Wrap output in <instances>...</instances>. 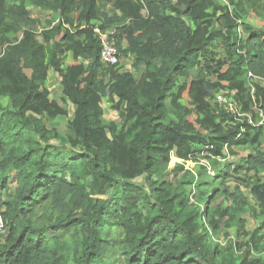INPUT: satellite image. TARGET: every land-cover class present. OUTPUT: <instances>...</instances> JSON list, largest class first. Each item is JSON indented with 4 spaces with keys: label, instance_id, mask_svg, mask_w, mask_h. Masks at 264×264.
Wrapping results in <instances>:
<instances>
[{
    "label": "trees",
    "instance_id": "1",
    "mask_svg": "<svg viewBox=\"0 0 264 264\" xmlns=\"http://www.w3.org/2000/svg\"><path fill=\"white\" fill-rule=\"evenodd\" d=\"M27 1L52 24L36 31ZM227 2L0 0V264H264V236L241 216L256 210L244 189L264 214V121L211 101L230 90L264 119V0ZM93 24L114 28L138 77L102 63ZM51 72L73 105L63 133L46 125L68 114ZM105 97L120 123L103 118ZM200 159L214 173L185 167ZM234 222L245 240L223 245Z\"/></svg>",
    "mask_w": 264,
    "mask_h": 264
},
{
    "label": "rangeland",
    "instance_id": "2",
    "mask_svg": "<svg viewBox=\"0 0 264 264\" xmlns=\"http://www.w3.org/2000/svg\"><path fill=\"white\" fill-rule=\"evenodd\" d=\"M215 1H217L222 6L228 4L227 0H215ZM25 6L30 11L31 16L37 21V25L33 26V28L36 29V31H38V32L40 31V29H42L46 26H49L52 19L55 18V15L52 14V12L47 11V10L42 9V8H39V7H36L28 1L25 2ZM229 7L232 8V6H229ZM107 8L109 9L108 12L110 14H113L115 12L113 9V5L111 3L107 4ZM73 16H74V18H76V14H73ZM242 20L248 24H252L254 27H257V23L253 18L242 16ZM51 24H52V22H51ZM70 60H71V58L68 57L66 59V63ZM133 62H134V60L132 59L131 56L120 55V60H119V63L117 64L116 68L119 71H124V70L132 71L135 74V76L138 77L139 73L141 71L140 70L141 68L139 66L138 67L133 66L132 65ZM59 80H60V78L58 77V75L56 73L51 72V74L49 75V77L47 79L46 85L50 90V96L52 98L58 100L61 104L65 105V107L68 109V114L66 116H59L56 119L51 120V121H46V125L48 127H53L55 129H58L61 133H63V130L66 126V123L68 122V120H70L72 118L73 105L68 100L63 101L61 99L62 95H61V87H60ZM260 81H261L262 85H264V81L263 80H260ZM0 103L5 105V104H9V101L6 98H1ZM102 107H103V111H104L103 112V118L105 120H112V121H115L116 123H120L118 112L113 109L112 103L109 100H107L106 97L103 99ZM255 114H256V117L260 118V115L258 114V112H256ZM238 149H240L242 151L241 156H244L247 152H251L253 150L252 146L249 144L240 145V146H238ZM225 160L231 161V162L235 161L231 157H228V159H225ZM174 162H182V161L179 159H172V161L169 163V167H172ZM202 163L208 165L207 160L200 159V160L188 161L185 164V167L188 170L196 172ZM208 169H209L208 172H210L211 174L214 173L213 169L209 165H208ZM252 175H253V172L241 171L236 176L242 177L245 179H251ZM137 180L143 181L142 178H138ZM232 184H234V180H231V185ZM14 186H15V183H12L10 185V191L13 190ZM192 186H193L192 184H185V188H187V191H188L189 195L191 196V199L193 201H195L196 195H198V194L197 193L194 194V191L192 190ZM244 191L246 192L249 206H255V208H256L255 212H253L252 210H250L247 207L248 210L244 211L241 214V216L246 219L245 230H253L255 228H259V234L264 236V214L259 213V208L257 207V204L254 203L252 196L247 192V189H244ZM1 195H2L1 197L3 198V192L1 193ZM65 234H66V231L61 230V231H59L55 234H52V235L64 236ZM226 234H228V235H226ZM229 239H232L233 241L237 242V244H238V242L242 243L245 240L244 238H240V236H238V234L236 232L235 222L229 228L225 227L224 230L222 231V233L220 234V237H219V240H220V242H222L223 245H225L227 240H229ZM0 240H1V238H0Z\"/></svg>",
    "mask_w": 264,
    "mask_h": 264
},
{
    "label": "built area",
    "instance_id": "3",
    "mask_svg": "<svg viewBox=\"0 0 264 264\" xmlns=\"http://www.w3.org/2000/svg\"><path fill=\"white\" fill-rule=\"evenodd\" d=\"M94 25V24H93ZM93 31L99 38L101 49H100V59L105 65H115L119 63L120 57L117 52L116 45L114 43L115 30L114 28H109L102 30L97 24L93 26ZM213 105L216 104L219 108L227 113H230L234 119L241 120V118L246 117L247 122L252 125H260L263 123V115L260 111H257L260 118L256 117L254 121L252 115L242 112V106L237 102L235 93L227 90L220 89L215 92L211 99ZM4 222L0 212V234L4 232Z\"/></svg>",
    "mask_w": 264,
    "mask_h": 264
},
{
    "label": "crops",
    "instance_id": "4",
    "mask_svg": "<svg viewBox=\"0 0 264 264\" xmlns=\"http://www.w3.org/2000/svg\"><path fill=\"white\" fill-rule=\"evenodd\" d=\"M95 23V22H94Z\"/></svg>",
    "mask_w": 264,
    "mask_h": 264
}]
</instances>
